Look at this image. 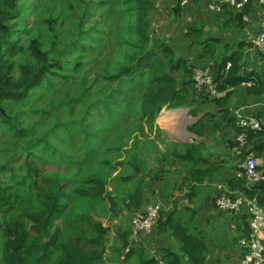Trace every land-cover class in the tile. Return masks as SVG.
Wrapping results in <instances>:
<instances>
[{"label":"rangeland","instance_id":"obj_1","mask_svg":"<svg viewBox=\"0 0 264 264\" xmlns=\"http://www.w3.org/2000/svg\"><path fill=\"white\" fill-rule=\"evenodd\" d=\"M153 1L156 6L149 14L145 46L162 55L161 43L187 52L189 56L181 59L190 71H174L177 77L183 74L189 79L194 68L220 59L201 52V45L197 51L191 50L184 36L192 25L201 26L205 32L210 26L209 21L203 22L204 17L210 20L218 14L210 11L209 18L203 4L199 5L203 11L198 13L200 21L190 11L183 10L177 17L169 12L170 2ZM16 2V17L8 22L10 33L0 31V58L12 62L16 83L40 66L33 48L46 57V62L39 85L19 99L0 98V184L17 186L21 194L27 192L22 182L25 171L15 160L16 154L39 162L47 179L63 184L62 201L67 210L58 224L64 232H89L93 221L101 223L105 259L118 264V233L129 230L134 235L137 231L132 227V216L148 205H157L163 216L169 212L168 205L173 208L172 182L161 178L159 169L169 168L171 154L183 152L184 145L202 141L189 131L197 121L190 115L191 106L198 104L195 98L211 103V118L216 117L214 110L221 109L220 104L213 99L211 89L196 90L191 85L190 105L164 107L152 122L139 118L143 86L138 79L132 82L118 73L128 63V56L138 50L132 30L133 0ZM172 2L177 6L176 0ZM181 38L185 43H180ZM199 56L200 65L190 63ZM207 120L206 126L215 129L214 125L225 119L221 112L214 124ZM206 126L203 124V130ZM240 149L236 147L237 155ZM250 154L264 165V157L252 152L236 156L235 165L242 168ZM168 170L176 171L178 180L181 173L174 166ZM138 186L148 204L143 210L141 206L138 210L126 206L127 195ZM143 200L141 205L146 204ZM181 200H177V208ZM2 241L0 232V247Z\"/></svg>","mask_w":264,"mask_h":264},{"label":"trees","instance_id":"obj_2","mask_svg":"<svg viewBox=\"0 0 264 264\" xmlns=\"http://www.w3.org/2000/svg\"><path fill=\"white\" fill-rule=\"evenodd\" d=\"M16 1L0 0V31L4 35H7L11 28L8 22L11 23L16 17ZM133 1L132 30L137 37L135 48L138 50L128 56V63L122 66L118 73L132 82L137 79L140 81L143 90L139 100V118L152 122L164 107L190 105L192 81L189 78L179 84L173 76L174 71L189 72L190 69L184 59L175 57L169 46L161 43L165 55L153 47L146 48L149 40L147 34L149 14L153 2ZM220 6L221 29L228 30L243 25L242 15L247 13L248 6L242 13L233 12L226 3ZM171 10L175 16L180 15L179 0L177 6ZM202 35L203 28L198 25L190 26L184 34L190 46L199 44L211 58H214L220 44L219 39L215 37L202 39ZM223 49L220 59L213 61L211 72L214 89L225 94L222 97L213 96V99L220 104L223 119L233 121L232 118H228V110L225 108L232 93L239 87H244L248 94L261 95L264 83L254 71L241 73L240 51L233 50L228 54L226 52L229 49L228 44L224 45ZM33 53L40 66L30 74L25 73L21 83L13 81L12 62L8 58H0V98L19 99L28 93L29 89L40 84L46 57L41 55L37 48H33ZM246 82H251V85H243ZM190 115L198 116V104L191 106ZM203 120L204 117L197 118L189 127V131L197 136L203 135ZM236 127L238 133L240 128ZM232 146L238 147L237 141L232 143ZM240 148L238 156L252 152L264 157V125L258 132L246 131L245 143ZM170 157L169 168L174 166L181 174L170 194L173 197L172 211L166 216L159 214L155 224L158 234L171 231L180 244L181 253L165 247L157 259L140 241L131 239L132 233L129 230H125L118 233L120 246L115 248V259H119L120 264H182L183 257L190 264H207L203 236L196 230L197 228L194 229L197 232H192L183 225L178 216L177 200H191L195 197L204 180L229 166L231 158L225 154L205 151L202 144L197 142L184 145L183 152L172 153ZM15 160L25 171L22 182L28 191L21 194L17 186L0 184V232L3 235L0 264H115L105 259V229L102 224L93 221L89 232L74 231L72 234H66L58 224V220L67 210L62 201L65 195L63 184L47 179L40 163L29 159L26 154H16ZM161 167L159 169L161 174L169 169ZM231 169L234 171L233 175L226 179L227 186L231 190L242 192L249 199H254L264 210V179L250 182L245 177L237 175V172L242 171L241 167L231 166ZM140 186L127 195L128 208L139 209L143 199V190ZM238 219L235 220V226L237 232L240 231L239 237L247 239L250 231L248 215L240 213Z\"/></svg>","mask_w":264,"mask_h":264},{"label":"crops","instance_id":"obj_3","mask_svg":"<svg viewBox=\"0 0 264 264\" xmlns=\"http://www.w3.org/2000/svg\"><path fill=\"white\" fill-rule=\"evenodd\" d=\"M165 1L168 3L170 2L168 9H172V0ZM152 2L154 8L156 5H154L153 0ZM211 3V0H203V2L191 0L188 5L186 4L185 6H181L180 15L183 14V10L185 13L186 11H190L192 15H195L194 19L199 20L200 15L198 13L203 12L199 8V5L203 4H205L204 10L207 11L206 15L208 17L210 16V11L213 14H218L210 20L204 17L203 22L209 21L208 23L210 27L206 26V31L203 32L202 39H211L214 37L219 39L220 44L215 56H221L224 50L223 46L226 44L229 45V49L226 50L228 54H230L233 50L240 51L241 73L254 71L264 83V52L262 53L258 51L254 43L260 31L261 24L260 5L258 0H250L249 2L248 11L246 13L248 15V20L243 21V25L241 27L231 28L228 30L221 29L222 19L219 14L220 12L214 10L211 7ZM169 12L173 16V12L171 10ZM156 14H158L160 17L158 12ZM180 43H185L183 42V38H181ZM196 47H199V44L192 45L189 48H191V50L197 51ZM171 48L174 50V54L177 58L188 55L187 52L177 51L173 44L171 45ZM201 52L205 51L201 50ZM201 52H199V55H202ZM201 58L202 57L199 56L196 61L194 58L192 60L190 59V63H195L194 65H200L202 62ZM177 72L181 73V71ZM172 74L176 79L178 78L177 81L179 84H182V82L186 80V77L183 78V74H179L181 76L180 78L176 76V73L173 72ZM195 99L199 104V108H201L200 111L198 110L197 118L204 117L206 122L203 121V124L205 126L206 123H208L207 119H212L214 124L216 119H219L220 117L221 109L219 107L215 108L214 113H216V117L211 118L213 114L210 116V112L213 110L208 108L211 103H206L200 98ZM225 108L229 112L228 118H232L233 121H230L229 119L223 120L219 126L216 124L214 125L215 129L206 126L203 130V135L198 137L202 139L200 143L202 144V147L205 149V151L228 155L231 158V163L229 166L216 171L210 178L204 180V182L199 186L197 195L191 200L182 199L180 205L177 208L178 216L181 219L183 225L186 226L189 231L197 232L199 230L201 232L206 245L204 255L207 264H239L240 258L245 249L247 239L246 237H239L240 231L237 232L235 226V220L239 218L240 214L219 209L215 204L214 197L217 194L218 186L225 188L227 191H235L231 190L227 186L226 179L233 175L234 170L231 169V166L234 168L238 167L235 165L237 159L236 156H238L236 153V147L232 146V143L236 142L237 121L242 117L255 116L259 118L264 125V91L261 95H253L246 93L244 87H239L231 95L229 103ZM259 166L261 167L262 165ZM175 172L176 171L174 170H168L164 172L161 177L171 181V187H174L180 178L179 176L177 180ZM147 205V203L140 205L142 208L141 210H143V207ZM167 208L169 209V214L172 211L171 205L170 207L168 205ZM155 226L156 225H154L149 231H135L134 235L131 236V239L140 241L151 253V255L157 259L162 254V248L165 247L172 248L177 253H181L179 249L180 244L173 237L171 231L167 230V232L163 234H158L157 226ZM195 228H197V231L194 230ZM118 264H120V261ZM182 264L190 263H188L186 258L183 257Z\"/></svg>","mask_w":264,"mask_h":264},{"label":"built area","instance_id":"obj_4","mask_svg":"<svg viewBox=\"0 0 264 264\" xmlns=\"http://www.w3.org/2000/svg\"><path fill=\"white\" fill-rule=\"evenodd\" d=\"M181 5H186L189 0H179ZM211 7L222 12L220 4H228L233 12L242 13L249 5L250 0H211ZM260 5V31L255 39V46L258 51L264 52V0H258ZM242 20L247 21L248 15L243 14ZM213 61L203 67L194 68L191 74L192 85L196 90L204 88L211 89L214 97H222L225 92H217L213 87V79L211 66ZM229 67V64L227 65ZM251 85V82L243 83V85ZM240 131L237 133L236 141L238 147L244 145L246 140V131L251 130L258 132L262 129L261 120L255 116L242 117L237 121ZM257 159L252 155H248L242 171L237 172L238 176L245 177L248 181L254 182L264 179V167L259 168ZM215 197L216 206L225 211L234 213H246L248 215L249 235L246 240L245 249L240 258L239 264H264V210L254 200L247 198L240 191H227L225 188L218 186ZM159 216V207L156 205H148L145 210L136 212L131 219L134 230L149 231L155 225Z\"/></svg>","mask_w":264,"mask_h":264}]
</instances>
